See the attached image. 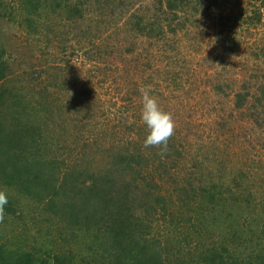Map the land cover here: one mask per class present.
<instances>
[{"label": "rangeland", "instance_id": "rangeland-1", "mask_svg": "<svg viewBox=\"0 0 264 264\" xmlns=\"http://www.w3.org/2000/svg\"><path fill=\"white\" fill-rule=\"evenodd\" d=\"M151 1L131 0V8L122 12L123 0H48L28 15L21 0H0V55L10 73L7 81L0 80V111L13 122L24 110L23 101L34 116L38 110L32 105L40 100L34 129H53L51 176L65 181L62 176L72 170L71 196L80 193L76 178L81 170L98 174L132 159V153L144 155L136 157L143 164L148 160L142 174L156 179L168 196L179 190L176 182L187 178L190 168L192 177L209 187L228 184L235 194L236 182L243 189L238 212L224 224L216 223L209 234L197 237L155 218L153 230L160 241L172 239L167 250L173 258L198 259L200 249L184 241L192 237L205 244L202 252L209 247L220 252L226 264H263L264 95L259 92L264 83V0H191L199 11L191 8L188 16L179 12L180 17L171 12L156 16L148 11ZM143 14L145 22L136 23L134 16ZM245 87L248 105L237 109V94ZM141 89L172 114L175 131L168 144L174 148L168 149L179 167L171 161L168 167L158 166L160 148L144 147L148 130L141 119ZM79 149L83 156L72 159ZM19 177L0 178V189L18 211L15 218L0 220V236L18 228L20 233L25 222L30 226L31 218L42 215L43 204L32 189L21 187ZM85 177L81 173L79 179ZM191 215L192 209L183 213L188 219ZM21 235L29 242L35 236ZM22 239L0 240V246L6 254L26 251L24 245L31 242ZM180 241L186 243L181 252ZM190 251V257L185 255ZM74 255L76 264H90Z\"/></svg>", "mask_w": 264, "mask_h": 264}, {"label": "trees", "instance_id": "trees-1", "mask_svg": "<svg viewBox=\"0 0 264 264\" xmlns=\"http://www.w3.org/2000/svg\"><path fill=\"white\" fill-rule=\"evenodd\" d=\"M47 1L21 0V5L26 10L25 13L31 15ZM130 2L131 0H123V3L127 5H124L122 12H128L131 8ZM197 2L200 4L201 0ZM166 5L167 8H165ZM191 8L195 12L199 11L198 7L191 4V0H152L151 4H148V11L156 16L167 12L176 13V17H180L179 12L188 16ZM141 16H134V19L137 18L136 23L145 22L146 15ZM152 19L155 17L149 18V21L152 22ZM157 24L153 26L160 29ZM1 55L0 80L7 81L10 75L7 71L8 61L1 59ZM259 93L264 95V83ZM237 96L241 103L237 102L234 106L237 109H243L248 105L246 101L249 99L250 92L245 87L243 91L238 92ZM7 98L6 95L5 105ZM23 102L21 105L24 106V110L19 113L20 116L18 113L13 116V122L6 119L8 115H5L3 110L0 111V178L1 182H5V177L20 176L21 187L32 189V195L37 197L40 204H43L42 215L31 218L28 223V225L31 224L30 226H27L26 222L22 226L21 234L35 235L31 243L27 237L23 238L19 228L15 229V232H8L7 236H0V240L11 238L19 241L23 238V242L30 243L28 246L24 245L26 251L17 250L15 252L18 253L7 254L4 246L1 245L0 264H76L75 252L77 255L88 258L90 264L91 262L94 264H226L228 262L225 258L223 260L221 253L216 249L209 247L205 253L202 252L205 244H200L192 237H189L192 240L185 238L184 241L194 243L197 249H200L198 259L193 258L191 263L180 255L173 258L169 256L170 251L167 250V245L172 239L167 237L165 242L160 241L152 224L154 218L159 222L168 219L182 228L183 232L188 231L197 237L205 236L210 233L208 230L212 231L215 228L216 223L224 224L228 221L229 215H232L234 211H236L234 213L238 212L237 202H243L241 196L243 189L236 182L235 194L231 191L232 187L227 188L228 184L213 183L209 187L203 180L194 179L193 169L190 168L188 177L184 176L182 182H176L180 183L179 190L168 196L160 191L157 186L159 182L156 179L142 174V169L149 167L148 160L145 159L146 162L143 164L136 157L143 159L144 155L132 153V159L126 162L119 160L112 167L100 170L98 174H93L86 169L81 170L80 172L87 177L81 180L79 179L81 173H79L76 183L79 185L80 193L71 196L67 185H70L68 175L72 170L67 171L63 176L61 170L60 175L65 181L53 179L51 176V171L54 169L50 164L54 160L51 162L48 154L51 152V146L54 145L51 133L53 129L47 128L50 130L47 133L41 131V128L36 129L37 131L34 129L36 123L34 118L39 113L40 100L32 105L33 111L38 110L34 116L30 113L28 103ZM170 146L168 144L170 149L174 148ZM170 149H167L165 157L162 158L159 154L155 157L158 166L168 167L171 162H174L177 167L180 166L179 160L172 156ZM82 156L79 149L78 154H73L72 159ZM8 168L10 173H15L8 174ZM62 169H65V166ZM124 169L126 171L123 172ZM149 169L147 168V171ZM225 192L232 198L224 196ZM229 201L230 205H227ZM9 202H11L10 199ZM207 203L211 206L209 207ZM9 204L5 209L6 217L17 215L15 204L13 202ZM198 205L201 206L196 208ZM184 209L186 212L192 209L194 215H191L189 219L185 218ZM201 227L205 232L201 231ZM174 235L175 233L172 237ZM47 239L55 244L58 242L57 244L60 245L51 244V246ZM186 243L181 242L180 252ZM212 245L215 246V243ZM47 246L50 249L43 250ZM191 253L192 251L185 255L190 257Z\"/></svg>", "mask_w": 264, "mask_h": 264}, {"label": "clouds", "instance_id": "clouds-1", "mask_svg": "<svg viewBox=\"0 0 264 264\" xmlns=\"http://www.w3.org/2000/svg\"><path fill=\"white\" fill-rule=\"evenodd\" d=\"M141 94V119L148 130L143 142L144 147L155 146L160 148L159 155L163 158L168 149L169 139L174 135L175 121L172 114L164 110L158 99L149 90L141 89ZM8 203V192L0 189V220L4 219Z\"/></svg>", "mask_w": 264, "mask_h": 264}]
</instances>
